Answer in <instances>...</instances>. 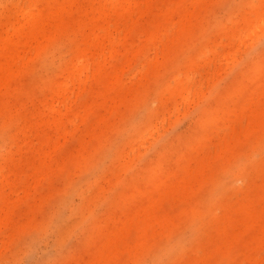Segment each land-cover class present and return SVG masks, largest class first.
Segmentation results:
<instances>
[{"label":"rangeland","instance_id":"rangeland-1","mask_svg":"<svg viewBox=\"0 0 264 264\" xmlns=\"http://www.w3.org/2000/svg\"><path fill=\"white\" fill-rule=\"evenodd\" d=\"M263 10L0 0V264H264Z\"/></svg>","mask_w":264,"mask_h":264},{"label":"bare ground","instance_id":"bare-ground-1","mask_svg":"<svg viewBox=\"0 0 264 264\" xmlns=\"http://www.w3.org/2000/svg\"><path fill=\"white\" fill-rule=\"evenodd\" d=\"M264 11V10H263ZM262 11V12H263ZM262 14V13H261ZM196 22H194L193 24H195ZM191 24V22H190ZM192 24V25H193ZM35 25H42V22L41 20H37L35 22ZM160 31L157 30L156 31V34L159 33ZM80 56L81 57H86L87 56V52L85 49H80ZM78 67V70L80 72L84 71L85 69H87L88 67V64L86 63H82V61H80V63L76 64L75 68ZM69 89V84L67 81H60L59 82V88H56L54 90L55 92V95H62V93L66 90ZM57 96V97H58ZM52 102V101H51ZM50 103L49 102H46V105L45 106H48ZM53 102L51 103V106H52ZM54 105V104H53ZM52 112H53V117H52V120L53 122L59 127L62 129V127L64 126V119L65 117L69 116V111L68 110H65L63 111L62 109H58V108H55L54 106H52ZM15 111V110H14ZM16 112V111H15ZM44 112V110H43ZM44 115V113H43ZM261 197L264 199V195H261ZM262 214H264V207L261 208V209H255L254 212L251 214V216H253V218H259V217H262ZM148 218L151 220V222L153 223V225L155 226V224H159L161 226V228H163V230H169L171 229V221H169L168 219L166 218H161L159 216H157L156 214L154 213H150L148 215ZM155 227H153V233L155 232ZM147 234V231L144 230L142 233H141V238L140 240L136 243V247L137 248H142V247H147L149 245H151L152 243L149 241L148 236L146 235ZM116 247V246H115ZM112 250H109V252H111Z\"/></svg>","mask_w":264,"mask_h":264}]
</instances>
